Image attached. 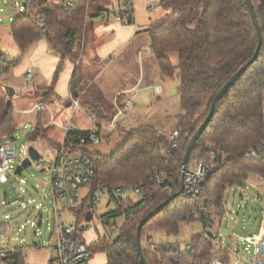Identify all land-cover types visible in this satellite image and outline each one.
<instances>
[{
  "label": "trees",
  "instance_id": "1",
  "mask_svg": "<svg viewBox=\"0 0 264 264\" xmlns=\"http://www.w3.org/2000/svg\"><path fill=\"white\" fill-rule=\"evenodd\" d=\"M92 1L80 0L69 9H62L47 0L30 2L27 9L36 15L20 14L10 27V36L21 55L8 62L0 50V75L18 64L29 47L41 37H45L52 49L61 55L58 72L65 60L73 61L76 57L73 49L87 35L89 19H96L104 8L98 7L97 15L91 16ZM251 2L263 34L262 48L257 60L217 104L214 117L192 153L189 169L199 161L211 166L210 178L199 196L189 199L179 195L143 227L141 242L148 264H212L215 259L225 264L234 263L233 248L217 250L213 240L204 233L192 239L190 250L186 252L179 249L155 251L145 249L144 245L151 243L152 232L176 235L183 222L194 221L197 216L201 218L204 230L207 229L205 219L209 216L220 219L221 227V220L227 212V191L235 185L243 188L251 173L264 177V164L245 158V152L259 143L264 135V0ZM159 5L170 12L154 22L145 33L149 36L151 51L161 74L167 78L175 77L179 82L177 92L181 113L177 116V140L173 141L151 125H140L124 132V144L110 156L83 150L80 140L87 133L72 130L65 141L70 154L89 157L95 168L86 186L89 188L87 198L80 207L71 210L77 223L86 218L92 194L103 187H140L149 196V200L131 207L138 211L137 217H132L130 211L123 212V203L111 197L119 208L111 213L112 216L102 218L108 219L112 228L111 218L124 215V223L117 238L111 242L102 240L101 236L93 244L83 239L91 253L89 261L93 254L102 252L107 255V264H142L136 246L140 221L180 192L183 160L191 138L207 118L218 92L253 58L258 45L257 31L245 0H160ZM172 54L177 55L176 66L170 59ZM84 89L81 108L109 122L116 114L112 104L105 100L99 88L91 85ZM41 91L44 93L42 100H52L53 85ZM8 100L6 91L0 87V145L14 138L18 126L13 101L8 106ZM47 134L48 129L40 117L30 141L34 143ZM215 152H221L222 156L214 161L212 155ZM155 171L165 173L164 184L152 181ZM0 230L8 228L1 226ZM25 247H14L15 254L10 253L3 264H27ZM54 263V257L50 258L48 264Z\"/></svg>",
  "mask_w": 264,
  "mask_h": 264
},
{
  "label": "rangeland",
  "instance_id": "2",
  "mask_svg": "<svg viewBox=\"0 0 264 264\" xmlns=\"http://www.w3.org/2000/svg\"><path fill=\"white\" fill-rule=\"evenodd\" d=\"M10 1L22 7L28 0ZM10 1L0 0V45L6 53H8V55L6 54L8 62L11 61L9 55H21L19 49L12 42L10 33H8L9 27L18 16V11L11 6ZM159 3L160 0H134L135 33L140 32V34L135 36V39L127 41L125 43L126 45L124 44V48L126 49L123 55L117 60V66L113 65L111 69L106 71L105 75H103L104 77L100 75L97 84L93 85L95 88H99L98 83L101 85L103 81L105 85L107 82L105 93L109 95V101L104 94L103 96L113 107L114 105L110 102V97L117 93V90H114V88L126 79L127 74H125L124 71H132L133 67L136 71L139 67L138 64L140 62L138 60L135 62V66L131 64L132 57L136 55L137 50L143 49V51L139 53L140 59L143 56L151 55H144V52L150 49V39L144 30L148 29L152 23L170 12V10L162 9ZM154 4H156V6L151 8ZM101 6H104L105 10L109 11L108 15L110 21L108 24L122 26L115 22V17L120 13L123 0H93L90 5V15H97L96 9ZM27 13L33 17L36 15L32 10H28ZM93 20L94 18H90L88 21L89 29ZM90 38L91 35L88 34V42L92 39ZM144 49L146 50L144 51ZM36 50L37 55L33 58L36 59V62H38V58H43L46 61V66L52 67V59L50 58H54L59 60L57 68L60 66L62 60L61 55L52 49L45 37H41L29 47L18 64L12 66L9 71L0 75V87L3 90L6 88H13L16 91L13 106L14 117L18 126L14 138L17 140L20 163L28 156V148L31 145L42 154L44 160L48 161L49 154L47 151L52 147H57L64 143L65 133L63 127L67 126L70 120L72 121L71 127L75 132L88 133L93 124L89 119V112H86L84 109H79L75 114H73L71 108L67 110L66 99L58 101L56 98V100H53L52 97V100H50L51 102L41 101V98H44V93H42L40 89L46 87L45 84L47 82L39 78L42 77L41 74H36L37 69L40 72L39 67L35 66L33 63L28 66L30 62L28 55L30 52L35 53ZM77 52H75V58L79 57L80 59V63L77 65V67H79L82 62V51L80 46ZM150 58L152 63L158 66L155 56L152 55ZM170 59L176 66L177 55L172 54ZM30 69L35 71L33 74H36V76H34V80L27 83L26 74ZM149 70L152 72L150 68ZM112 76L114 78H111ZM85 77V81H91L96 78L95 73L88 74ZM165 79V92L163 95L159 96V98H157L151 88L141 90L137 94H134L136 95L133 99L134 108L128 110L120 117L118 120L119 129H117L118 131L115 133L107 131L106 125L108 121L96 117L95 123L103 127L101 143L98 145L88 144L81 146V148L91 154L110 156L124 144L125 136L121 134V132L124 130L128 131L141 123L150 124L170 138L178 125L177 116L181 113V103L180 97L177 94L179 87L178 80L175 77ZM111 80H115L114 84L110 83ZM39 102L48 104V108L42 113L39 112L37 107V103ZM40 117L43 121V126L48 129V134L45 138L38 139L34 143H31V134ZM103 122L105 126L102 124ZM3 143L7 144V141ZM18 165L19 163H14V169H12L8 175L0 178V228L1 226H7L8 228L6 231L0 230V250L10 247L14 248L18 245H26V263L33 264V262H35V264H38L43 258L39 253L33 255V252H35V250L43 251L47 249L48 246H53V242L50 243L49 239L55 225L53 213L54 201L51 196V176L46 171L42 172L37 170L34 165L25 169L21 175H15L14 172ZM81 193L83 196L87 195L89 193V188H82ZM225 199L227 202V212L223 221L221 220V228L218 227L220 219H216L215 222L218 225L208 227L206 231L208 233L215 232L216 234L220 232L223 243L231 247L233 242L231 237H233V240L238 239L233 234L244 237L245 234H247L248 228H251L252 223H257L261 220V209L264 199V177L251 173L243 188L236 185L231 187V190L227 191ZM60 205L61 204L58 203V208H60ZM117 205V202L113 199L111 200L110 196L105 193L98 205L94 220L86 223H89V226L92 225V223L96 224L98 217L111 215L113 210L115 211L119 208ZM64 218L69 224L76 222L72 214L66 213ZM124 220V215L112 217V227H114V229H120ZM34 224H36L35 227L33 226ZM100 227L102 226H99V228ZM104 228H106L109 234L106 241H112L117 238L118 234H113L109 225H106ZM203 232V225L200 221H187L180 225L179 232L176 235L152 232L150 234L151 243L157 246L169 244L175 249L186 252L187 246L192 239L203 234ZM248 243L242 240V242H239V245L241 251H243L244 257L251 260L254 256V246L252 243ZM35 244L38 245L37 248L34 247ZM30 246L33 247V249H30ZM144 248H148L147 244L144 245ZM53 254L55 255V253Z\"/></svg>",
  "mask_w": 264,
  "mask_h": 264
},
{
  "label": "built area",
  "instance_id": "3",
  "mask_svg": "<svg viewBox=\"0 0 264 264\" xmlns=\"http://www.w3.org/2000/svg\"><path fill=\"white\" fill-rule=\"evenodd\" d=\"M10 1V0H9ZM37 0H28L21 7L17 3L10 1L11 6L18 11V15L27 13V5L30 2ZM48 2L59 6L62 9H69L74 7L80 0H47ZM91 5V4H90ZM156 4L151 6L154 8ZM104 7V6H103ZM109 11L103 10L98 13L96 19L103 23H109ZM135 5L134 0H123V6L121 7L120 13L116 15L115 22L121 25H129L134 23ZM79 42L76 43L73 52L79 51ZM78 53V52H77ZM152 51L149 49L144 52V55L151 54ZM74 65L77 66L80 63L79 57L75 58L73 61ZM33 73L29 70L26 76V82L32 81ZM156 93H161L162 88L159 86L154 88ZM83 92L80 93L78 98H75L72 93L68 97V102L71 104L73 114H75L79 109H81V97ZM39 112L42 113L46 108H48L47 103H40L37 105ZM132 107V102L127 101L125 104L120 105L118 102L115 104L116 114L106 125V129L109 132L115 133L117 131L119 118ZM90 121L93 123L92 128L87 133L85 137L80 140V146L92 144L98 145L102 140V130L103 127L96 124V116L92 113L88 114ZM71 120L67 126H64L65 140L61 147H52L47 152L49 154V160L43 159L41 154V159L37 162H33V165L40 171H46L51 176L52 191L51 195L54 201V239H55V263L54 264H86L91 257L89 248L83 241V235L89 227V223H86L84 219L80 223H61L60 218L65 210H73L82 205L84 200L87 198L81 194V189L86 187L94 175L95 168L93 166L92 160L89 157H84L81 154L75 153L70 154V152L65 148V141L68 134L73 130L71 127ZM263 129H264V95H263ZM178 138V132H174L171 139L176 141ZM222 156L221 152H215L212 155V160H218ZM245 158L250 161H257L264 164V135L259 143L250 148L245 152ZM19 163V151L17 146V140L15 138L9 139L7 144L3 143L0 145V178L9 174V172L14 169L13 164ZM211 166L204 161H199L195 164L193 168H188L186 171L182 170V182L184 183L185 189L183 195L189 199H195L199 196L200 190L209 180L211 171ZM152 181L158 185L164 184L165 173L161 171H155L152 176ZM182 184V183H181ZM231 190V189H230ZM108 194L111 197L119 200L123 203V212L130 211L132 217L138 216V211L131 209L135 204L139 202H145L149 200V196L145 193L143 188L131 187L126 185H118L111 189L103 187L92 194V199L90 200V207L88 213L94 217L97 214L98 205L102 200L104 194ZM61 201L63 203L62 210L57 208V202ZM202 210V209H201ZM198 213V212H196ZM87 215V214H86ZM196 220L201 221L200 217H196ZM223 221V220H222ZM108 219L98 217L97 223H92V227L102 226L105 227L109 225ZM260 231L256 236L252 237H242L238 236V241H246L247 243H252L254 246V256L251 260L246 259L243 255V251L233 249V264H264V199L261 209V220L258 222ZM87 224V225H86ZM206 228L217 226L215 220L209 216L204 222ZM34 227L36 224L33 225ZM119 229L113 230V234L118 233ZM208 238H211L215 243L217 250L227 249V246L223 243L222 238L219 234L208 233L206 230L203 232ZM234 235V234H233ZM233 238V237H231ZM248 243V244H249ZM20 246V245H18ZM147 247L151 250H164L170 251L175 249L174 247L168 245H154L152 243L147 244ZM239 248V247H238ZM187 250H190V244L187 246ZM10 253L15 254V249L10 250H0V264L5 263L9 259ZM212 264H225L220 259H215Z\"/></svg>",
  "mask_w": 264,
  "mask_h": 264
},
{
  "label": "crops",
  "instance_id": "4",
  "mask_svg": "<svg viewBox=\"0 0 264 264\" xmlns=\"http://www.w3.org/2000/svg\"><path fill=\"white\" fill-rule=\"evenodd\" d=\"M161 18H163V17H161ZM134 19H135V16H134ZM134 23H135V21H134ZM134 23L129 24V25L117 26L116 24H103L94 18L93 23L90 26V29L88 28L89 30L87 32V35L79 43L80 49L82 51V59H81L82 62H81L79 67L75 66L73 61L65 60L64 63L62 64V67H61L62 70H60L58 72L59 67L57 68V64H59V60H56L54 58L49 57L50 59H52L51 60L52 61L51 62L52 67H50V66L47 67L46 61L43 58H38L39 63L36 62V59H33L37 55L36 54L37 50L35 51V53H33V52L29 53L28 57L30 59V62L28 64V66H30L33 63L35 66L40 68V72L37 69L36 74H38V73H39V75L41 74L42 77H39V78L43 79V80H45V82H47L45 84L46 87H44V88H47V87H50L53 85V87H54L53 100L57 99L58 101H61L62 99H66L65 100L67 102L66 108L68 110V108H70V107H67V105L69 103L68 97L71 93L70 89H71L73 81L76 78H78L80 80L79 87H83V88L89 87L91 85H95V84H97L98 80L100 79V75L101 76L105 75L106 71L111 69L113 65L117 66V63H116L117 60L123 55V53L126 49V48H124V44L127 41L135 39L134 37L140 34V32L135 33L136 29H135ZM10 27H9L8 33H10ZM146 30H144V32ZM88 34H90L91 38H92V39L90 38L91 40H89V42L87 39ZM12 42H13V40H12ZM150 49H151V47H150ZM0 50L2 51V53L5 56L4 60L7 61L6 54L8 55V53H6V51L1 47V45H0ZM145 50L146 49H144V51ZM141 51H143V49H138L136 55L132 57V61H131L132 62L131 64L134 66H135V62L137 60L141 63V64L140 63L138 64L139 65L138 69H136V71H135V69L133 67L132 71H130V70L127 72L124 71L125 74H127L126 79L123 80L124 82L119 83V85L114 88V90H117V93L115 95H112V97H110V102L113 103L114 107H115L116 102H118V104H120V105H123V104H125V102L130 101V102H132V107L128 110H132V108H134L133 99L136 97V95H134V94H137L139 91L147 89V88H151L152 91L154 92V94L157 96V98H159V96L163 95L165 92V80H166L165 78H167V77H164L161 74L157 64L154 65L152 63V60H150L151 59L150 56H152L154 54L151 53V55L143 56L140 59L139 53ZM9 56L11 57V61H13L17 57V56H11V55H9ZM76 68H78L77 74H75ZM149 68L152 70V72H150ZM33 69H30V71L32 73L35 72V71H33ZM56 69H57V72H56ZM114 70H115V68H114ZM94 73H95L96 78H94L91 81H85L86 80L85 76H87L88 74H94ZM36 74H33L32 80H34V78H35L34 76H36ZM111 78H114V77L112 76ZM114 81L111 80L110 83L114 84ZM106 86H107V82L105 83V85H104L103 81H102L101 85L98 83L99 89L101 90V92H103L104 96L108 100L109 95H107V93H105ZM157 86L158 87L160 86L162 88L161 93L155 92L154 88ZM42 89L43 88H41L40 90H42ZM129 95H131V96H129ZM15 96H16V93H15ZM15 96L12 98L13 102H14ZM41 101H42V98H41ZM40 103L41 102H39L37 104H40ZM127 111H125V113ZM102 124L105 126L104 122ZM140 125H150V124L141 123ZM140 125H137L136 127H138ZM136 127H133V128H136ZM117 129H119V127ZM73 131H74V129H73ZM124 132H125V130L122 131L121 134H124ZM174 132H176V130ZM174 132L172 133V135L174 134ZM172 135H171V137H172ZM6 141H8V140H6ZM194 166H195V164H194ZM85 196H83V197H85ZM58 203L61 204L60 208H58ZM62 207H63V203L61 201H58L57 202V208L59 210H62ZM66 213L72 214V217H74L76 219V217L72 211L65 210V211H63L61 218H60L61 223H67L68 224V222L64 218ZM75 221H77V220H75ZM218 227L221 228L219 225H218ZM113 230H115L114 227L111 228V232ZM259 231H260L259 223L258 222L252 223L251 228H248L247 234H245L244 237L256 236L259 233ZM53 234H54V231H53L51 237L49 238L50 243L53 242V246H48L47 249H45L43 251L35 250V252H33V255H36L37 253H39L43 258V260L38 264H48L50 258L55 257V255L53 254V253H55V251H54L55 239H54ZM219 235H220V232H219ZM234 235L239 239L238 234H234ZM100 236L102 237V240L107 239L109 234H108L106 228H104V227L99 228V226L98 227L89 226L83 235V239L88 244H93L94 242H96L100 238ZM238 239L233 240V238H231V240L233 241L232 245H231V247L227 246V248H233L235 250H241L239 242H242V240L238 241ZM109 242H111V240H109ZM166 245L170 246L169 244H166ZM171 247H173V246H171ZM107 262H108L107 255L105 253L100 252V253L93 254L91 260L87 264H107ZM33 264H35V262H33Z\"/></svg>",
  "mask_w": 264,
  "mask_h": 264
},
{
  "label": "water",
  "instance_id": "5",
  "mask_svg": "<svg viewBox=\"0 0 264 264\" xmlns=\"http://www.w3.org/2000/svg\"><path fill=\"white\" fill-rule=\"evenodd\" d=\"M245 2L247 4L251 18L253 20L254 26H255L256 31H257V38H258L257 48L255 50L253 58L245 66H243L234 76L231 77V79L222 87V89L218 92V94L214 98V100L211 104L210 111H209L207 118L204 120L202 125L195 132V134L193 135V137L191 138V140L188 144V147H187L186 153H185V157L183 160V171H186L188 169V165H189L192 153L195 150L196 145H197L200 137L205 132V130L207 129L208 125L210 124L212 118L214 117L217 104L223 99V97L229 92V90L232 88V86L235 85V83L247 71V69L257 60L258 55L260 53V50L262 48L263 34H262V30H261V26L259 24L257 14L255 12V9H254V6H253L251 0H245ZM79 83H80V80L78 78H76L73 81L71 89H70L72 95L75 98H78L80 93L84 91L83 87H79ZM5 91L9 97L7 105L10 106L12 98L15 96L16 92L13 88H6ZM70 105L71 104L68 103L67 107H70ZM40 159H41V153L34 146L31 145L28 148V156L16 167L15 172H14L15 175H21V173L25 169H27L33 165V162H37ZM201 186L203 187V184H201ZM184 189H185V186H184V183L182 182L181 190L178 194L172 196L167 201H165L164 203L159 205L155 210H153L143 220L140 221V223L137 227L136 246H137L138 256H139L142 264H148L146 259H145L144 253H143V247H142V242H141V231H142L143 227L152 218H154L157 214H159L168 204H170L171 201H173L176 197L181 195L183 193ZM92 217H93V215L91 213H87L86 218H85L86 222H90L92 220Z\"/></svg>",
  "mask_w": 264,
  "mask_h": 264
}]
</instances>
